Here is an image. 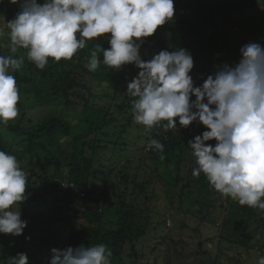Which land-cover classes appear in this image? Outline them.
<instances>
[{
	"label": "clouds",
	"instance_id": "obj_1",
	"mask_svg": "<svg viewBox=\"0 0 264 264\" xmlns=\"http://www.w3.org/2000/svg\"><path fill=\"white\" fill-rule=\"evenodd\" d=\"M19 3L15 19L7 22L10 54L0 55V125L19 115L20 90L13 73L26 58L38 69L49 59L72 60L95 41L87 67L95 72L101 63L120 70L134 64L138 76L128 83L134 122L146 131L166 121L165 130L206 127L188 142L196 158L192 175L203 172L210 185L240 205L264 211V44L241 47L234 65L224 63L196 86L194 58L184 48L161 50L149 61L142 59L144 38L174 18V0H10ZM5 32L0 30V37ZM105 38V49L96 41ZM18 58H17V54ZM101 54L103 59L101 60ZM195 96V100L192 97ZM215 140V145L208 143ZM150 147L163 154L164 145L153 139ZM164 159V155H161ZM27 175L18 158L0 150V234L20 236L27 227L21 207L27 199ZM113 253L101 243L51 249L47 264H111ZM10 264H29L26 253ZM258 264H264L260 257Z\"/></svg>",
	"mask_w": 264,
	"mask_h": 264
},
{
	"label": "trees",
	"instance_id": "obj_2",
	"mask_svg": "<svg viewBox=\"0 0 264 264\" xmlns=\"http://www.w3.org/2000/svg\"><path fill=\"white\" fill-rule=\"evenodd\" d=\"M174 6V18L169 23L160 26L153 36L148 37L155 43V48L168 51L178 48L187 49L194 58V64L203 59L219 60L226 57L229 52L237 56L236 46L229 47L224 43L222 47L223 41L229 39L227 28L224 29V27L227 22H231L234 10L254 11L261 7L263 8L262 18H250V20L243 18L240 24L241 27H246L247 34L256 43L264 44V0H174ZM17 7L20 8L19 3L12 4L10 0H0V17L7 14L5 11L7 9L9 14L6 15L7 22L9 19H15L19 11ZM14 13L16 14L13 15ZM256 20L260 21L254 24ZM221 24L224 26L219 29ZM94 45L95 41H89L86 48L79 50L72 60H61L55 64L50 61V66L43 70L27 60V50L20 51L25 55V63L13 73L18 85L28 86L32 90L41 88V92L45 95L42 97L47 99L48 105H58L64 108L73 107L75 103L71 101V97L79 93L84 97L85 110H92L94 115H90L91 119L85 122V127L78 130L69 128L70 123L66 122L62 114L55 117L50 115L36 126H23V120L16 126L10 122L5 126L9 132L15 133L20 138L18 143L21 151L19 156L10 152L7 149V141L2 135H0V150L15 155L18 160L19 158L29 160V166L34 170L47 174L48 170L54 167L56 171L48 179H51V184L54 186L52 190L54 200L41 202L38 196L31 198V192L26 191L27 199L20 205L22 219L27 221L23 234L18 237L11 234H0V262L2 261V264H10V258L18 253H26L29 264H43V252L51 251L60 245L62 233L60 234L57 225L63 222V218L69 220L67 208H73L72 210L78 212V218L82 221L75 234L71 235L70 246L77 247L82 244L92 246L103 243L113 253L110 258L111 264H126V245H131L135 251V245L148 234L150 221L144 216V211L148 207L143 209L142 206L131 203L123 193L119 194L116 190L113 192V197L102 200L91 198L92 185L95 183L92 179L104 175L102 171H107L109 166L108 161L105 160L110 159L109 156L105 157L110 149L107 142L110 136L100 132L118 121L116 106L120 100L119 96L125 91L128 83L134 79V77L128 78L124 70L119 72L102 63L95 72L90 71L87 62L91 59V50ZM103 47L107 49L110 46L104 45ZM8 54L10 53L5 52L0 44V55ZM18 55L19 53L17 58ZM85 83L90 86H86ZM100 90H106V93H100ZM96 100L104 105L97 103L94 107H90L89 104L95 103ZM80 105L82 104L78 106ZM161 123L163 125L167 122L162 121ZM182 128L177 120V129H168L160 137L159 141L164 145L163 154L154 148L149 150L146 159H151L159 166L151 172L148 178L138 182V190L145 192L153 183H159L165 189L164 195L169 204L174 206L175 197L182 198L185 193L187 197V192H193L194 185L197 184L199 192L204 196L201 198L199 193H196L194 200L189 201H194L199 205V214L203 215L200 219L205 221L210 215V209H216V199L212 200V197L217 191L210 185L205 174H200L196 182L192 180L193 169L198 165L188 142L194 130L190 128L185 134ZM65 139L70 140L72 145L64 144L62 141ZM119 142L125 145L121 138ZM211 144L215 145L214 141ZM113 153L115 154V156L112 155L113 163L111 169L107 171L109 176L117 169L120 162L119 156L123 154L122 150H116V147ZM66 154L70 163L69 178L66 190L61 191L55 178L62 177ZM161 155L165 158L161 159ZM184 163L189 165L187 168L190 179L185 181L181 187V193L177 194L181 180L179 176H174V172H182ZM117 171L121 176H116L121 177V181L126 186L137 182L136 175L130 174L128 169L121 168ZM115 181L114 179V182L110 184L112 190L121 188V184ZM82 195H85L84 199L80 197ZM228 199V216L224 218V224L226 223L229 227L225 226L226 231L220 235V242L241 248L239 253L243 254L244 249L247 252L252 250L249 243L260 234L263 241L260 249L264 251V211L240 205L230 196ZM222 207L221 205L220 208ZM64 209L66 211L62 215Z\"/></svg>",
	"mask_w": 264,
	"mask_h": 264
},
{
	"label": "rangeland",
	"instance_id": "obj_3",
	"mask_svg": "<svg viewBox=\"0 0 264 264\" xmlns=\"http://www.w3.org/2000/svg\"><path fill=\"white\" fill-rule=\"evenodd\" d=\"M43 2L44 0L38 1V3L41 4H43ZM257 4L260 5L261 3L257 2ZM18 9L20 10V8L17 7V10ZM5 11L7 14L0 17V30L5 32V36L0 37V44L1 48L5 52L10 53L8 49V44L10 43L9 37L6 39V31L8 30L6 15L9 14L7 9ZM262 11V7L254 11L238 12L237 10H234L232 18L230 19L231 22H227L226 27H224V29L227 28L229 39L227 41H223L222 47L224 43H226L229 47L236 46L238 50L237 56L236 54L231 55L229 52L226 57L219 60L214 59L212 61H208L203 59L197 64H194V68L190 74L192 75L196 86L202 85L208 75L214 74L217 65H222L224 63L234 65V63L239 61L241 58V47L250 42H255L247 34L246 27H241L240 22L243 21V18H247V20H250V18L260 19L262 18ZM15 14L16 13L13 15ZM10 20L11 19H9V21ZM258 21L260 20H256L254 24ZM223 26L224 25L221 24L219 29L223 28ZM96 42L103 44L102 46L109 45L108 40L103 37ZM154 45L155 43L153 41H150L148 38H144V43L140 48V55L143 60L149 61L154 55L159 54L161 49L155 48ZM20 51H22V49ZM50 61H53L54 64L57 63L50 58L47 66H50ZM88 64L89 62H87V65ZM123 70L128 78L137 77L140 71V69H138L134 64L125 65L118 71L122 72ZM85 84L86 86H90L88 83ZM18 87L21 97L18 103V108L20 110L19 115L15 120L9 121L15 126L21 120H23V126H36L43 121L44 118L50 115L55 117L62 114V116L66 119V122L70 123L69 128L78 130L85 127V122L91 119L90 115H94L92 110H85L84 97L79 93H75L71 97V101L74 102L75 105L71 108H68L67 106L64 108L58 105H48L47 99L43 98L45 95L41 92V88L32 90L30 87H24L20 84ZM127 87L125 88V91L120 94V100L117 102L116 111L119 117H116L118 121L113 126H108L100 132L106 133L110 136V140H107L110 149L105 154V157H110V159L106 158L105 160L108 161L109 165H107V171L111 169L113 163L112 159L113 156H115L113 153L114 148L116 147V150L119 151L122 150L123 154H120L119 165L113 174L109 176L107 175V171H102L104 175L100 178L94 177L92 179L95 183L92 185L93 195H91V198H98L102 200L103 198L113 197V192L116 190L119 194L123 193V195L126 196L127 200L131 203L138 204L142 206L143 209L148 207V209H145L146 211H144V216L150 221L148 234L135 245V251L131 248V245H126L125 263L169 264L170 262V264H258L259 258L264 257V251L260 249V246L263 244V241L261 240L262 236L260 234H258L249 243L252 250L247 252L244 249L243 254L239 253L241 248L229 246L225 242H220V235L224 234L226 231L225 226L229 227L226 223L224 224V218L228 216V196H223L219 192L213 194L212 200L216 199V209L211 208L209 217L207 220L203 221L200 219L203 215L199 214V205L194 201H189L194 200L196 193H199L201 198L204 196L203 193L199 192L197 184L194 185L193 192H187V197L186 193L182 198L175 197L174 206L169 204L168 199L164 195L165 189L159 183H153L145 192L138 190V182H142L145 178H148L151 172L159 166V164H154L151 159H146L149 150H151L150 142L153 139L159 141L160 137H162L167 130L164 129L161 123L159 126L154 127L150 131H146L145 126L134 122L131 111L132 100L134 98H130L127 95ZM99 92L106 93V90H100ZM192 99L195 100V96H193ZM94 102L95 103H90L89 106L94 107L97 103H99L97 100ZM79 104L82 105L78 106ZM99 104L104 105L103 103ZM121 106H123L122 109ZM190 128H193L194 130V134L190 137L191 140H193L195 136L201 135L203 131L207 130L201 123L193 122V124L189 127H183L182 131L187 134ZM0 135H2L7 141V149L16 156H19L21 150L18 141H20V138L16 136L15 133L9 132L4 125H0ZM119 138L124 140V146L122 145L123 142H119ZM116 141H118V143H116ZM213 141L215 144L216 141ZM62 142L67 146L72 145V142L68 139L63 140ZM19 160H22L21 167L27 175L28 188L26 191L31 192V198L38 196V199L41 202H52V200H54L52 195L54 186L51 184V179H48L55 173L56 168L52 167L46 174L39 170L32 169L29 166V160H26L25 158H19ZM69 164V158L66 154L63 161L62 177L55 178V182L59 185L58 188L61 191L66 190L68 185ZM184 164L185 166L183 167L184 170L182 172H174V176H179L181 180L177 189V194L181 193V187L185 184V181L190 179L187 168L189 165H186V163ZM121 168H126L130 174L136 175L137 182L126 186L125 183L121 181V177H118L121 176V174L118 173L117 170ZM203 174L204 173L201 172V175ZM197 178L198 177L193 178L192 176V180H194V182L197 181ZM114 179L116 180L115 182H119L121 184V188H115L113 190L110 188V184L111 182H114ZM80 197L84 199L85 195ZM221 205L223 206L222 208H220ZM20 207L21 206L18 205L17 210H19ZM72 209L73 208H67L69 220L63 218V222L57 225V228L60 230V234L62 233L61 242L57 249L63 250L64 248L70 246L72 238L71 235L75 234L77 228L79 227L78 225H81L82 221L78 218L79 213ZM20 210L22 213V208ZM65 211L66 209H64L62 215H64ZM135 256L138 257L135 258ZM50 258L51 251L45 250L42 256L43 264H47V261ZM0 264H2V261Z\"/></svg>",
	"mask_w": 264,
	"mask_h": 264
}]
</instances>
